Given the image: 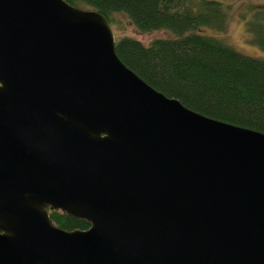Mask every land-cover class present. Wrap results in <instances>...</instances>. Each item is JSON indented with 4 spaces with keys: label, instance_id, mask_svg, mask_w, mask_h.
Wrapping results in <instances>:
<instances>
[{
    "label": "water",
    "instance_id": "1",
    "mask_svg": "<svg viewBox=\"0 0 264 264\" xmlns=\"http://www.w3.org/2000/svg\"><path fill=\"white\" fill-rule=\"evenodd\" d=\"M115 41L95 8L0 0V264H264V132L158 90Z\"/></svg>",
    "mask_w": 264,
    "mask_h": 264
},
{
    "label": "trees",
    "instance_id": "2",
    "mask_svg": "<svg viewBox=\"0 0 264 264\" xmlns=\"http://www.w3.org/2000/svg\"><path fill=\"white\" fill-rule=\"evenodd\" d=\"M95 8L110 22L123 13L141 31L169 29L148 42L116 36L121 60L149 84L208 116L264 132V56L236 49L205 30L223 28L222 0H67ZM264 19V14H263ZM254 31L255 24L249 26ZM57 225L86 228L85 219L49 210Z\"/></svg>",
    "mask_w": 264,
    "mask_h": 264
},
{
    "label": "rangeland",
    "instance_id": "3",
    "mask_svg": "<svg viewBox=\"0 0 264 264\" xmlns=\"http://www.w3.org/2000/svg\"><path fill=\"white\" fill-rule=\"evenodd\" d=\"M222 5L227 10L224 27H205V30L244 53L264 56V0H222ZM115 17L116 23L111 22V26L116 36L130 34L148 42L158 36L173 35L165 28L141 31L123 13ZM251 23L255 24L254 31L249 28Z\"/></svg>",
    "mask_w": 264,
    "mask_h": 264
}]
</instances>
